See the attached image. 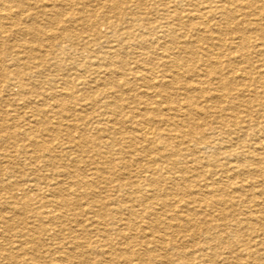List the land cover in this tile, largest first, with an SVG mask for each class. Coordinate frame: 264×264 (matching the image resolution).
Listing matches in <instances>:
<instances>
[{
	"label": "bare ground",
	"instance_id": "bare-ground-1",
	"mask_svg": "<svg viewBox=\"0 0 264 264\" xmlns=\"http://www.w3.org/2000/svg\"><path fill=\"white\" fill-rule=\"evenodd\" d=\"M4 1L10 2L11 0H0V30H1L0 34L3 33L4 36H7L8 35L7 32L9 31L8 29L5 30L4 28L6 24L12 27L19 24L17 23V19L11 12L12 6L8 5ZM63 1L66 2L71 0H61V1L56 0L58 4ZM107 1H108L107 2L108 5H106V7L111 12L113 11L114 12L113 15L116 14L120 21L117 22V18H116V22L111 20L110 23H108L109 24L108 28H110L111 37L108 36L109 38L107 39V44L108 43L112 44V42H114L116 43V45L111 46L109 44L110 46L108 45V48L106 50H102L99 49L100 45L98 46L97 45L98 43L95 44L91 41V42H87L88 44H85V46H89L87 48H91L96 53L95 56L98 57L96 58L97 61H99L98 65H95L97 62L95 64L94 63L92 64L95 65L94 72L97 75L96 80L102 81L101 83H103L104 86L107 87L106 92H108V94L106 95L108 96H104V98H102L103 100L101 99L100 101L102 102V107L104 108L106 113L117 116L119 115L123 117L124 111L127 110V109L125 110L123 109L124 105L122 106L121 102L127 100L128 98L121 95L122 92L120 93V95L119 94L116 95L115 93L117 91L118 92L120 91L121 88L120 82L112 81V78L115 76L114 73L120 71H113V69L110 68L111 64H114L116 60H118V62L120 63L123 62L119 58V54L122 49L124 48L127 49L126 48L127 46H130L131 44L134 43L143 45L142 48L144 47L143 48L144 50H139V54L138 51L136 53L132 52V55L136 58L138 57L139 60L141 61L140 63L145 65L144 70H146V67L149 68L151 70V71L149 70L151 74L147 73L146 76L142 77V80H144L147 84V86L145 85L146 94L145 93L143 94L147 95L148 98H145L146 101L144 102L143 115L140 114V116H142L141 117L142 119L139 117L140 120H134V124H135L134 127L136 128L137 131H139L140 133L139 135L141 136L139 137V139L142 138L148 144L145 146L144 145L139 146L138 147L139 151L137 152L136 151H132V153L128 152L130 155V160L128 159L129 157H127L125 153L120 152L121 148L118 149V152L117 151L115 152V147L121 145V143L122 144L126 143L133 146L137 143L136 141H139V139L136 137V134L132 136V133L130 135L128 134L130 132L124 131V129L122 128V124H124L123 123L124 120H122L123 118L121 119V117H119L120 119L119 120L118 117H115L114 120H109L105 127L98 129L101 130L103 133L102 138L104 137V135L107 138L105 140H102L105 141L104 144L108 149L107 152L113 150V153L118 156L116 158H110L109 161L106 159L104 164H108L107 166H110L109 163H111V165L115 164V162L119 163L117 167L110 166V168L114 169V171H112V175H113L112 177H113V181L116 182L115 190L119 193V195L122 196L121 198H115L118 199L115 205L118 211L120 212H123V210L126 209L129 212L130 216L126 218H120L118 221L123 220V222L129 228L138 225L139 227L141 226V229H144L141 224L142 221L144 220V217H152L153 220L151 223L152 226L154 227V230H156V232H161L158 233L159 235H155L154 233L151 232L152 234H150V236H152L153 239L150 242L153 245L151 244L152 248L149 249L148 251L142 252L136 249H132V251L129 250V252L128 251L125 252L124 251L125 249L119 248L118 249V251L120 252L119 256L123 259V262L125 264H149L150 262L157 259V255H155L156 253L155 251H157V249H162L167 252L171 250L170 252H173L174 253L173 255L177 256L178 259H186L187 257L191 256L193 253L192 254L186 253L179 248L177 240H175V235H179L180 233L178 234L175 233L177 231L183 232L185 230H188L190 227L193 228L196 227L195 230L197 231H195L194 234H200L205 237V240H208V242L207 241L205 242L206 244L203 247L202 246L198 248L196 247L197 250L199 251V255L196 257V259L200 260L198 264L201 262H206L207 260L214 261L219 256L218 252L221 251V250L219 251L217 250L218 248L217 246L219 245L223 248H226L229 251L231 250V252L234 251L236 252L235 248L240 246L239 249L247 250L248 253L253 256L254 254L252 251L253 244L247 241V239L240 236V233L242 232L241 230L243 229L249 230L251 231L250 234H254L256 235V237L263 236V243H264V0H175L176 1L175 6L176 4L179 6L184 2H188L190 8L185 9L186 7H188L185 5L186 6L184 8L185 11L182 12L181 11L182 8L179 7L181 8L179 10L178 6H176V9L175 10L173 9L174 11H171L172 14L168 12V10H166L165 8H158V4L156 3L157 2L156 0H135L134 6L136 5V7L133 6V8H136V10L133 9L135 11H132V9L130 10V8L128 7L120 8V5L123 2L129 4L128 3L129 1L128 2H126V0H107ZM18 2H19L18 8L20 9V13L25 12L29 4H31V2H29L28 0L26 1L19 0ZM52 3L53 1L51 2V5ZM125 3L122 5L124 6ZM64 4L65 3H63V5ZM75 4L77 3L75 2ZM88 4L87 5L85 4V6L87 7ZM49 7H50L49 9L48 7L47 8L42 7V8L44 9V13L46 16L51 15L48 18V20L49 19L52 20L50 21V23L53 22V20H55L56 18L61 20L64 11H66L65 8H67V7H63L62 3H61V7H63L64 9H56L57 7H51L50 5ZM95 7L97 8V6ZM142 9L143 10L147 9V11L150 10L148 12L149 14L155 11L158 13V15L161 14L162 19L165 20L164 25L163 26L161 25L163 27V31L161 32L162 33L164 32L165 36L167 38H170L169 40L171 41L170 45L168 43L169 41L166 44L167 46L165 45L167 47L166 48L167 54H165L164 56L166 62L165 65L167 66V68L173 69V74L171 77L172 80L170 81L171 84H175V83L183 84L182 89H178V91L180 90L183 91V95L179 93L176 94L175 96L171 95L170 84L167 82H165L164 84L163 82L164 86L163 85L160 86L161 83L158 84L159 81L158 83L156 81V75L155 76L154 74L152 75L153 71L157 69H155L156 68V66L154 65L155 61H153L154 58L153 59L149 58L147 52V47L148 49L151 48L150 47L151 38H152V37L150 38L151 36L150 34H152V32L150 31L151 25H149V23L147 22L148 18L147 16L144 15L145 11L142 12ZM52 10L54 11V13H50ZM110 11H108V14ZM66 13L69 14L68 20L69 21L72 20L70 21L71 23L76 21V17L73 16L74 12L72 15L71 8L67 10ZM82 13L85 14V11L80 12V14L78 15L84 17L86 14L83 16ZM91 13L93 14V12ZM106 13L107 12L105 11L104 14ZM30 16H31L30 18L34 17V15L31 14ZM106 16L104 17V19H106ZM95 18L92 19L93 27L96 25ZM112 18L115 19V17ZM159 18L161 17H158V19ZM214 18H216L217 21ZM81 19H85V18H81ZM123 22L124 23L126 22L127 25L122 26ZM102 23H106V22H102ZM66 28L64 27L62 28V30L64 31L66 30ZM87 28L88 27H86V29ZM178 31L180 32L184 31L183 34L186 35L188 33L190 34L193 33L194 34L192 36L193 38L190 37V39L188 38L186 40H183L181 38H183L184 35L182 33H181L182 35L178 34ZM17 32H19L20 35L21 33H23L25 35L24 37L28 35H32L38 38L37 36L39 35H43V36L48 35V31L45 29V27L44 26L42 27L36 23L35 24L33 23L31 25H25L24 28L20 30L17 26ZM102 32L104 33V31ZM69 35H70L69 32L65 33V38L68 42V45L66 44H65L66 46L62 45L61 49L63 50H66L67 46H70V48H72L73 45L77 44L75 42V39H73V37ZM163 35L162 37H164ZM158 37L160 41L161 36L158 35ZM5 41L0 44L2 45L0 46V49H3L5 47L4 45ZM157 41L158 40L154 42ZM37 43H39V40H37ZM15 46H17L15 43L14 44L11 43L8 45V47L5 48L6 50L7 49L10 50L15 48ZM39 46H41V43ZM96 46L98 48H96ZM22 48L25 49L27 48L28 51L31 52L32 51L34 52L35 49L38 50V48L35 47L34 42L31 41H27L26 44L22 46ZM20 61L21 60H19L18 62ZM19 64L21 63H18V65ZM36 64L38 65V68L40 70L44 68L43 67L44 64H42L41 62H38ZM241 64L242 65L245 64V66L243 67L241 66ZM126 65H128V63ZM162 65L165 66L164 64ZM4 68L5 67L3 68L0 67V71ZM92 69L93 68H91L90 66H87L85 70L91 71ZM17 70L19 69L17 68ZM161 72L162 71H160L159 73ZM17 73L19 75V79L16 80V83L18 82L20 83L19 85L21 86L20 88H22L21 90L25 91L26 89H29L28 84L25 83L26 81L24 82L26 78L20 75L19 71H17ZM0 74L2 75L1 72ZM119 76L122 77L121 79H123L125 85L129 84L127 73L125 71H122ZM54 80H50V84L54 83ZM8 81L9 78L6 82ZM68 81L67 80L64 81L65 84L68 83ZM6 82L5 80L3 81L1 79L0 80V83L2 84L1 87L4 86L6 88L7 86ZM62 87H64V90L59 92L60 94L56 95L55 93L54 94L55 96L59 95L62 98H66V96L70 97V95H73V89L72 87L69 86V84H66V86H62ZM150 89H155L156 91L151 93ZM155 92H158L159 93L158 95L162 97L158 105L156 103V100H154L156 98L152 99L151 97L156 94ZM93 94L94 95L91 94L84 96L86 97L99 96L98 93L94 92ZM179 95L184 96L185 99V100L183 99L184 102H180L182 101V99L179 100L178 98ZM52 97L53 96H51V98ZM138 98L139 97L137 94H133V96L131 97V99H133L136 102L139 101ZM200 100L204 101V103H200L201 102ZM100 102L98 101V103ZM164 104H168L169 106L164 108L163 106ZM34 114L36 113L34 112ZM138 115L139 114H137V116ZM131 116L133 118L136 117L134 115ZM37 122H39L38 119L36 121V124L35 125L33 124L34 125L33 130H36L35 129L36 126L40 127L43 125V123H37ZM85 126L86 125H84V127H80L83 128L80 131V135H81L80 139H84L85 142L87 143L90 142L95 143L96 140L99 138L93 136L91 137L92 139H89L90 137L85 135L86 134V130H84ZM30 127H32V122ZM1 128L4 129V127ZM4 137H6L5 139H7L6 135H4ZM70 139L77 141L72 137H70ZM80 139L78 141H80ZM35 143H37V145L38 144L42 145V143L40 144L37 140H35ZM187 151H189L190 156L192 155V158L189 159V161L187 160L186 162V158L188 159V157L186 156ZM199 152L200 153L203 152L202 155H200ZM101 155H104L102 151H101ZM188 162H194V165L196 166L189 165ZM231 162L236 163L235 166L236 170L234 171L233 177H230V172H231L230 169H232L230 168ZM139 163L142 164L138 165V168L136 169V167L134 166H136ZM199 163H201V166H197V164ZM119 165L122 166L119 167ZM235 167L233 168L235 169ZM105 169L106 168L103 167V165L102 167L97 166V171L90 173L91 174L90 176L91 178H93L94 181L88 179L86 182L83 183V185L85 186L87 185L88 187H96L95 184L96 182L97 183L104 181L107 182V177L104 175ZM125 169L128 171H126ZM73 170L75 169L74 168L68 169L67 167L63 170H59V172H61V175L73 179L74 176L78 174ZM206 174H209V178L212 180L215 179L217 175L222 176V178L224 176V178L226 179V181H228V183L227 185H219L221 184L220 182L224 181V179L221 181L220 180L216 181L215 179L212 182L210 180V182L208 181L209 183H205V181L208 178L205 177L203 179L205 181H203L202 184V182H200V179L206 176ZM236 179H240L241 183L235 184L234 181ZM230 180H232L231 184H230ZM77 183H78L77 181L72 182L74 186L75 185H77V187L80 186L79 185L80 183L79 184ZM48 189L50 190L51 193H53L51 196L52 201L55 202V203L52 202L53 206H56L57 211L60 210L61 212L59 211L60 213H57L55 211L52 213L50 209L46 208V210H44L43 213H46L49 219L58 220L60 225L59 231L60 230L62 231V227L66 221L64 219V217L66 216L64 210L67 208V206L69 207L71 205L70 200H67V197L64 194L69 191H66L64 187L58 184H54V185L49 184ZM257 195H260L261 198L260 201L257 200L256 197ZM233 196L234 198H232ZM53 197H56V199H53ZM132 197L137 198L138 204L136 203L135 205L132 206L128 205V201ZM8 203H10V201ZM237 203L238 204L243 203L247 208L248 213H246L247 217L244 220L241 221L239 220L233 225L230 224V210ZM200 204H202L203 207L205 208L203 212L205 219L202 221V223H204L205 225L209 224L210 226L200 227L198 226V224H196L198 223V219L196 218V213L194 212L193 209L195 206H198ZM137 205L138 207H136ZM50 206L51 205H48L47 207ZM216 206L217 207L223 206L222 212L221 210H219L221 213L220 216H218V214H216V211L214 210V207L216 208ZM182 207L185 208V210L179 209ZM170 212L171 214H169ZM183 213H185V215ZM96 215L99 214L95 213V216ZM165 215L168 216L171 215V219L169 218V220H167V218L163 217ZM232 216L235 215H231V217ZM98 218H100V216L97 217V219ZM114 218L115 217L113 216L112 220ZM100 219H98L96 223L98 225L95 224H94L95 226L93 224L89 225V226H94L95 229H90L89 227H87L84 228V231L90 229V232L96 233L97 231L100 235L101 234L104 235L105 233V236L108 237V229L106 223L105 221H102V219L101 220ZM171 220H173L175 223L172 222ZM228 227L231 228V237L235 241L233 245H231L232 242L229 238L230 230L229 233H227L228 231H224ZM73 233L75 234V232ZM124 234L125 232L119 234L118 236L123 235L124 237ZM150 236L143 235L142 242L147 243L148 238ZM191 237L193 238V236L191 235L189 236H186V234L181 235L182 239L185 238V240L193 241V239H190ZM125 238L127 239L133 238V236L131 235V233H128L127 235H125ZM209 240H211L212 243L209 242ZM134 246L135 244L133 245V242H131V247ZM107 249L103 250V253H105V255L115 254L113 252L114 250L112 249L107 250ZM29 253L32 254L34 252L30 251ZM130 253L132 254L133 258L130 257L131 256ZM146 255L148 256L146 257ZM135 260L136 262H134ZM100 262L102 263V261H99V264ZM109 264H111V261L109 262Z\"/></svg>",
	"mask_w": 264,
	"mask_h": 264
},
{
	"label": "rangeland",
	"instance_id": "rangeland-1",
	"mask_svg": "<svg viewBox=\"0 0 264 264\" xmlns=\"http://www.w3.org/2000/svg\"><path fill=\"white\" fill-rule=\"evenodd\" d=\"M18 1L19 0H11L10 2H6V1H4V2H6L8 5L12 6L11 12L15 16V18L17 19V23L19 25L12 27V26L6 24V26L4 28H5V30L8 29V31H9V32H7L8 35L4 36L3 33L0 34V38H1L0 44L6 40L4 43L5 47H8V45L11 43H13V44L15 43L17 45V46H15V48L10 49V50L9 49L6 50L5 47L3 49H0V64H1L0 67H2V68L5 67L4 69H2L0 71L3 75L2 76L0 74V80L2 79L3 81L5 80V82H6L9 78V81L6 82V85L8 87L6 85H5L6 88L4 86L1 87L2 84L0 83V130H1L0 131V182H1L0 183V222H1L0 223V264H6V263L7 264H62V263L63 264H80V262H81V264H99V261H102V263L100 262V264H109L110 261H111V264H117V263L118 264H125L123 262V259L119 256V253H120L118 251L119 248L125 249L124 250L125 252L126 251L129 252V250L132 251V249H136V250H139L142 252L148 251L149 249L152 248L151 246L153 245L150 242L153 239V237L150 236V234L154 233L155 235H159L158 233H161V232H156V230H154V227L152 226V223H151L153 220L152 217H144V220L141 223L144 229H141V226L139 227L138 225H136L132 228L131 227L129 228L123 222V220L118 221L120 218H126V217L130 216L129 212L126 209H125L126 211L123 210V212H120V211H118V209L115 205L116 201H118V199H115V198H121L122 196L119 195V193L115 190L116 182L113 181V177H112L113 176L112 171H114V169L110 168V166L117 167V165L119 163L115 162V164H113V165H111V163H109L110 166H107L108 164H104L106 159L109 161L110 158H116L118 156L113 153V150H110V152L112 154L110 152H107L108 149L106 148V145L104 144L105 141H102V140H105L107 138L105 137V135L102 138L103 133L101 130H98V129L105 127L109 120H114L115 117H118V119H119V117H121V116L108 114V113H106V111L102 107V102H100V101L102 98H104V96H108V95H106V94H108V92H106L107 87L104 86L103 83H101L102 81L96 80L97 75L94 72V68H95L94 66L98 65V63H99V61H97V59H96L98 57L95 56L96 53L91 48H87L89 46H85V44H88L87 42H91V41L95 44L98 43L97 45L98 46L100 45L99 49H102V50H106L108 48L109 44L111 46H115L116 43H114V42H112V44L111 43L107 44V39L109 37H111L110 28H108L109 27L108 23H110L111 20L116 22V18H117V22H120V21H119L117 15L116 14L113 15L114 12L113 11L111 12L106 7V5H108L107 0H105V1L104 0H71V1H66V2L63 1V2H61L62 6L67 7V8H65L66 11L69 10L70 8L72 9V15L74 12L73 16L76 17V21L71 23L70 21H72V20H70V21L68 20L69 14L66 13V11H64L61 20H59L57 18L55 19L56 21L53 20L55 25L53 22L50 23V21H52V20H50V19L48 20V18L51 15L46 16L43 8L48 7V9H49L50 8L49 5H50L51 7H57L56 9H64L63 7H61V3L58 4L56 2V0L55 1L54 0H40V1L39 0H28L29 2H31V4H29V6L25 10V12L20 13V9L18 8V4H19ZM52 1H53V3L54 2L55 3L54 4L52 3V5H51ZM81 1L84 3H82ZM156 1H157L156 3L158 4V8H165L171 14H172L171 11H174L176 9V6H178L177 4L175 6V3H176L175 0H170V1L169 0H163V1L162 0H156ZM172 1L174 4L172 3ZM75 2L77 4H75ZM126 2H128L129 4L123 2L122 4L125 3V5L123 6L121 4L120 8L128 7V8H130V10L132 9V11L136 10V8H133V6L135 4V0H132V1L126 0ZM63 3H65L66 5L65 4L63 5ZM70 3H71V5H70ZM12 4H14V5H12ZM85 4L86 5L88 4V6L86 7ZM68 5H70V6H68ZM101 5H102V8H101ZM185 5L188 7H186ZM95 6H97V8ZM134 7H136V5ZM179 7H181L182 9ZM79 8L82 11H85L86 15L84 13H82L83 16L85 15L84 17H82L81 15H78V14H80V12H82ZM170 8H172V9H170ZM184 8L185 9L190 8V5H188V2H184L183 4L178 6V9L179 10L181 9L182 12L185 11ZM133 9H135V10H133ZM103 10H104V12H103ZM55 11H57V10H55ZM101 11L103 12V14ZM105 11L107 12L106 14H104ZM108 11H110L109 14H108ZM143 11H145L144 15L147 16V18H148L147 22L149 23V25H151L150 31L152 32V34H150L151 35L150 38L152 37L151 38V46H150L151 48L148 49V47H147V52H148L149 58H151V59L154 58L153 61H155L154 65L156 66L155 69H157V70L153 71L152 75L153 74H154V76L156 75V81H157V83L159 81L158 84L161 83L160 86L163 85V82H164V84H165V82L170 84L171 95L175 96L178 93L183 95L182 90L178 91V89H182L183 84L182 83L171 84L170 81L172 80L171 77L173 74V69L167 68V66L165 65L166 62H165L164 56H165V54H167V51H166L167 45L166 44L168 41H169L168 42L169 45L171 44V41L169 40L170 38H167L165 36V33L161 32V31H163L162 26L164 25L165 20L162 19L161 14L158 15V13L155 11H153L154 13L152 12L150 14L148 13L150 10L147 11V9L146 10L142 9V12ZM91 12H93V14ZM50 13H54V11L52 10ZM24 14H26V15H24ZM30 14L34 15V17L30 18L31 17ZM17 15H19V16H17ZM104 15L105 16L107 15L106 19H104V17H105ZM91 17H92V19H94L95 17L98 19L97 20L95 18L96 25L94 27L92 24L93 22H92ZM112 17H115V19ZM158 17H161V18L158 19ZM81 18H85V19H81ZM102 18H103V20H102ZM155 18H157V19H155ZM35 19H36V21H35ZM150 19L151 20L153 19V20L151 21ZM214 19H216V18H214ZM21 21L24 24H22ZM30 21H31V23H30ZM85 21H86V24H85ZM159 21H161V22H159ZM213 21H215V20H213ZM216 21H217V19H216ZM57 22H59V23H57ZM102 22H106V23H102ZM33 23L34 24L36 23L42 27L44 26L45 29L48 31V35L47 36L39 35V36H37L38 38H36L35 36H32V35H28V36L24 37L25 35L23 33H21V35H20L19 32H17V26L20 30V29L24 28L25 25H31ZM105 25H107V26H105ZM125 25H127V23L123 22L122 26H125ZM62 26H64L65 28L67 27L66 30L63 31L62 28H64V27H62ZM157 26L159 27V29ZM86 27H88L89 29L88 28L86 29ZM161 27H162V30H161ZM106 28H108V29H106ZM51 30H52V32H51ZM84 30H86L87 32ZM102 31H104V33ZM108 31H109V33H108ZM68 32L70 33L69 36H72L73 39H75V42L77 44L73 45L72 48H70V46H67L66 50H63V49H61V46L62 45L64 46L65 44L68 45V42L65 38V33H68ZM179 32L180 31H178V34L182 35L184 31H181L180 33ZM0 33H1V30H0ZM105 33H106V35H105ZM55 34H56V36H55ZM191 34L190 33H188L187 35L183 34L184 37L181 39H183V40H186L188 38L190 39V37H192L194 35L193 33H191ZM1 35H3V36H1ZM78 35H80V36H78ZM92 35L94 36V38ZM158 35L161 36L160 41H159ZM162 35L164 37H162ZM19 36H20V38H19ZM74 36H76V37H74ZM98 36H99V38H98ZM106 36H107V38H106ZM52 37L55 40H53ZM34 38L39 40V43H37V40ZM56 38H57V40H56ZM155 39L158 41L154 42V41H156ZM7 40H9V41H7ZM164 40H167V41H164ZM27 41L34 42V45H35V47L38 48V50L35 49L34 52L33 51L31 52V51H28L27 48L26 49L22 48V46L24 44H26ZM103 41H106V42H103ZM161 41H162V43H164V42H166V43L162 44ZM40 43H41V46H39ZM154 43H156V44H154ZM133 45H134V47H133ZM136 45H138V46H136ZM152 45L154 46L155 50L153 49ZM0 46H2V45H0ZM142 46L143 45H141V44L134 43V44H131L130 46H127L126 47L127 49H125V48L122 49L120 54H119V58L123 62L120 63V62H118V60H116L114 62V64H111V66H110V68L113 69V71H120V72L114 73L115 76L112 78V81L120 82L121 88H120L119 92L118 91L115 92L116 95H118V94L120 95V93L122 92L123 94L121 93V95L128 98L127 100L121 102V105L122 106L124 105V107H125V108L123 107V109L124 110L127 109L124 111L123 117H121V119L123 118L122 120H124V122H123L124 124H122V128L124 129V131L130 132L128 134L131 135V133H132V136L136 134V137L138 139L141 136L139 135L140 134L139 131H137L136 128L134 127L135 126L134 120H140V118L142 117V116H140V114L143 115L144 102L146 101L145 98H148V96L145 95L146 94L145 90H146L147 84L144 80H142V77L146 76L147 73L151 74V72H150L151 70L147 67H146V70H144L145 65L140 63L141 61L139 60L138 57L136 58L132 55V52L136 53L138 51V54H139V50H144L143 49L144 47L142 48ZM158 46H159V48H158ZM91 47H93V46H91ZM136 47L137 48L139 47L141 49H139V48L137 49ZM96 48H98V47L96 46ZM128 48H130V49H128ZM14 50H15V52H14ZM176 51H177V49H176ZM48 52H50L52 54H50ZM151 52L153 55L151 54ZM155 53H156V55L157 54L158 55L156 56ZM49 54H50V56H49ZM42 55H44V56H42ZM157 58H159V59H157ZM33 59H35V60H33ZM59 59H60V61H59ZM73 59H74V61H73ZM19 60H21V61L18 62ZM35 62L36 63L41 62L42 64H44V66H43L44 68L40 70L38 68V65ZM18 63H21V64L18 65ZM92 63H94V64L96 63V64L94 65ZM127 63H128V65H126ZM136 63L138 66L136 65ZM88 64H90V65H88ZM162 64H164L166 66V68ZM87 66H90L93 69L91 71H86L85 69L87 68ZM241 66L244 67L245 64H243V65L241 64ZM17 68L19 70H17ZM130 68H131V70H130ZM25 70H26V72H25ZM43 70H44V73H43ZM159 70L162 72L159 73L160 72ZM17 71H19L20 75H22V76H24V78H26L24 80V82L26 81L25 83H27L29 86V89H26L25 91L23 90L24 92L21 90L22 88H20L21 87L19 85L20 83L19 82L16 83V80L19 79V75H18ZM122 71H125L127 73V78H128L130 85L129 84L125 85L123 79H121L122 77L119 76ZM78 74H79V76H78ZM63 76L65 77V79ZM54 79H56V80H54ZM50 80H54V83L50 84ZM66 80L67 81L69 80L68 83H66V84H69V86L72 87V89H73V95H70V97L71 96L72 97L70 98L69 96H66V98H62L59 95L55 96L54 95L55 93L57 95V94H60L59 92L64 90V87H62V86H66V84L64 82ZM71 82H73V83H71ZM136 83H138V84H136ZM62 84H64V85H62ZM101 84H103V85H101ZM121 85H124V86H121ZM88 89H89V91H88ZM143 90H144V92H143ZM93 91L95 93H98L99 96L98 97H94V96L86 97V96H84V95H91V94L94 95ZM154 91H156V90L150 89L151 93H153ZM143 93H145V94H143ZM155 93L156 94L154 96H151V97H152V99L156 98L154 100H156V103L158 105V103H160L162 97L160 95H158L159 94L158 92H155ZM50 94H51V96H53L52 98H51ZM133 94L138 95L139 101L136 102L133 99H131ZM95 95H97V94H95ZM149 95H151V94H149ZM181 95H179L178 98H179V100L182 99V101H180V102H184V100H185L184 96H181ZM54 98H56V99H54ZM98 101L100 103H98ZM200 101H199L200 103H204V101H202V100H200ZM163 106L165 108V107H168L169 105L164 104ZM126 107H129V108H126ZM133 108H134V110H133ZM34 112L37 115L34 114ZM57 113H58V115H57ZM137 114H139V115L137 116ZM131 115H134L136 117L133 118ZM36 118L39 120V122H37V123H43V125L40 127L36 126V128H35L36 130H33L34 125L36 124V121H37ZM136 118H138V119H136ZM5 119H7V120H5ZM40 119H41V121H40ZM127 119H129L131 123ZM31 122H32V127H30ZM9 124H11V125H9ZM28 124H30V125H28ZM84 125H86L85 129H84V130H86L85 135L90 137L89 139H92L91 137H93V136H96L97 138H99L96 140L95 143H92V142L87 143V142H85L84 139H80V137H81L80 131L83 129L80 127H84ZM97 126H99V127H97ZM128 126H129V129H128ZM1 127H4V129ZM4 135L7 136V139H5L6 137H4ZM70 137H72L73 139H75L77 141L70 139ZM79 139H80V141H78ZM35 140H37L40 144L42 143V145H39V144L37 145V143H35ZM136 142L137 143L133 146H131L130 144H126V143H124V144L121 143V145L115 147V152L116 151L118 152V149L121 148L120 152L125 153L126 156L129 157L128 159L130 160V155L128 152H131V153H132V151L137 152V151H139V149H138L139 146H141V145L145 146L148 144L142 138ZM101 151H102V153H104V155H101ZM202 153L203 152H201V153L199 152L200 155H202ZM197 154H198V152H197ZM119 155H121V154H119ZM186 156L188 157V159L186 158V162H187V160L189 161V159L192 158V155L190 156L189 151H187ZM141 164L142 163H139L134 167H136V169H137L138 165H141ZM188 164L192 165V166H196V165H194V162H188ZM72 165H74L75 167ZM102 165H103V167L106 168L104 171V175L107 177V182H105V181L100 182V183L96 182L95 183L96 187H88L87 185L86 186L83 185V183L86 182L88 179L94 181L93 178H91L90 173L96 172L97 166L102 167ZM121 166L122 165H119V167H121ZM197 166H201V163L197 164ZM235 166H236V163H234V162L230 163V168H232V169H230V171H231L230 177H233L234 171L236 170ZM67 167H68V169L74 168L75 170H73V171L78 173L77 175L74 176L75 179L77 178L76 180L74 178L72 179L70 177L68 178L66 176L61 175V172H59V170H63ZM86 167H88V168H86ZM119 167H118V169H119ZM233 167H235V169ZM126 171H128V170H126ZM205 177H208L206 181L203 180ZM221 178H222V176L217 175L215 179H216V181H218V180L221 181L224 179V181L220 182L221 184H219V185H227L228 181H226L224 176L222 179ZM215 179H213V180H215ZM210 180H211V182L213 181L212 179L209 178V174H206V176H204L200 179V182H202V184H203V181H205V183H209ZM75 181L78 182L77 184L80 183L79 184L80 186H78V187H77V185L74 186L72 184V182H75ZM81 182H82L83 186L81 185ZM234 182H235V184L241 183V180L236 179ZM109 183H110V185H109ZM231 183H232V180H230V184ZM242 183H245V182H242ZM36 184H38L39 186ZM49 184L61 185L62 187H64L66 189V191H69V192H66L64 194L67 197V200H70L71 205L69 207L67 206V208L64 210L65 211L64 213L66 215L64 217V219L66 221L62 227V231L61 230L59 231L60 225H59L58 220L49 219V217L46 215V213H43V211L46 210V208L50 209V211L52 213L55 211L57 213L61 212L60 210H59L60 212L57 211L56 206H53V203H55V202L52 201L51 196L53 193H51L50 190L48 189ZM35 185L37 188L35 187ZM38 187H39V189H38ZM73 188H74V190H73ZM75 188H77V189H75ZM74 192H75V194H74ZM92 195H93V197H92ZM110 197H112V198H110ZM256 197H257V200H259V201L261 200L260 195H257ZM232 198H234V196ZM53 199H56V197H53ZM9 201H10V203H8ZM136 203L138 204L136 197H132L128 201V205H131V206L135 205ZM242 204L243 203H239V204L237 203L235 206H233L231 208V210H230V224L234 225L237 221L244 220L247 217L246 216V213H248L247 208L245 207L244 204L242 206ZM48 205H51V206L47 207ZM217 206H219V205H217ZM217 206H216V208L214 207V210L216 211V214H218V216H220L221 213L219 210H221V212H222L223 206H220V207H217ZM136 207H138V205ZM103 209L105 210V212ZM179 209L185 210V208H183V207L179 208ZM193 210L196 213V218L198 219V223H196V224H198V226H200V227L210 226L209 224L205 225L204 223H202V221L205 219V216L203 213L205 208L203 207L202 204L195 206ZM30 211H32V212H30ZM95 213H98L99 215L95 216ZM127 213H128V215H127ZM169 214H171V212ZM183 214L185 215V213H183ZM231 215H235V216L231 217ZM99 216L102 219V221H105V223H106V226L108 229V237L105 236V233H104V235H102V234L100 235L97 231H96V233L90 232V229H95L94 226L98 225L96 223H97L98 219H100V218L97 219V217H99ZM113 216L115 218L112 220ZM163 217L167 218V220H169V218L171 219V215H169V216L165 215ZM171 221L174 222L173 220H171ZM90 224H93V225L95 224V225L89 226ZM87 227H89L90 229H88L87 231H84V228H87ZM71 228H73V229H71ZM190 228L188 230L183 231V232L177 231L175 234H178V233H180V234L175 235V240H177L179 248L182 251H184L186 253H191V254L193 253L191 256L187 257L186 259H178L177 256L173 255L174 254L173 252H170L171 250L169 252H167V251L162 250V249H157V251H155L156 252L155 255H157V259L150 262L149 264H169V263L170 264H172V263L173 264H176V263L177 264H187V263L198 264V262L200 260L196 259V257L199 255V251L197 250V248L201 247V246L203 247L206 244L205 242L206 241L208 242V240H205V237L200 235V234H194L195 231H197V230H195L196 227H194V228L190 227ZM121 230H123V231H121ZM142 230H144V231H142ZM229 230H230L229 238L232 242L231 245H233L235 243V241L231 237V228L228 227L224 231H228L227 233H229ZM241 231L242 232L240 233V236L247 239V241H249L250 243L253 244V249H252V251L254 253L253 256L251 254H249L247 250L239 249L240 246L235 248L236 252L235 251L231 252V250L229 251L226 248H223L219 245V246H217L218 247L217 250L218 251L221 250V251L218 252L219 256L214 261L207 260L206 262H201L199 264H264L263 236L262 237H256V235L250 234L251 231L246 230V229H243ZM73 232H75V234ZM76 232H78V233H76ZM123 232H125L124 237H123V235L118 236L119 234H121ZM128 233H131L133 238H128V239L125 238V235H127ZM78 234H80V235H78ZM184 234H186V236H189V235L193 236V238L192 237L190 238V239H193V241L185 240V238L182 239L181 235H184ZM187 234H189V235H187ZM69 235L72 237H70ZM143 235H149L150 236L148 238L147 243L142 242L143 241V238H142ZM74 236H76V237H74ZM84 238H86V239H84ZM111 240L112 241L114 240L115 242L114 241L112 242ZM1 241H2V243H1ZM66 242H68V243H66ZM131 242H133V245L135 244L134 247H131ZM209 242L212 243L211 240H209ZM83 243H85V244H83ZM5 245H7V246H5ZM104 245H105V247H104ZM115 245H116V247H115ZM74 246H75V248H74ZM62 247H64V248H62ZM68 247H69V249H68ZM71 247H72V249H71ZM44 248H45V250H44ZM99 248H100V250H99ZM107 248L110 250L111 249L114 250L113 252L115 254L105 255V253H103V250H106ZM30 251L34 252V253L31 254V253H29ZM95 252H96V254H95ZM130 255H131L130 257L133 258L131 253H130ZM147 256L148 255H146V257ZM47 257H49V258H47ZM7 258H8V260H7ZM92 259H93V261H92ZM106 259H109V260H106ZM206 259H207V257H206ZM77 261H79V262H77ZM134 262H136V260Z\"/></svg>",
	"mask_w": 264,
	"mask_h": 264
}]
</instances>
